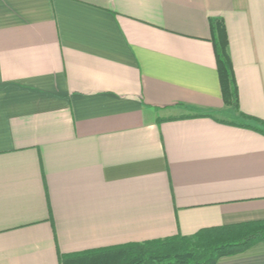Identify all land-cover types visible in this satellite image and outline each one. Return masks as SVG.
<instances>
[{
    "label": "crops",
    "instance_id": "0c3cea01",
    "mask_svg": "<svg viewBox=\"0 0 264 264\" xmlns=\"http://www.w3.org/2000/svg\"><path fill=\"white\" fill-rule=\"evenodd\" d=\"M264 0H0V264L264 221ZM217 264H264V242Z\"/></svg>",
    "mask_w": 264,
    "mask_h": 264
},
{
    "label": "trees",
    "instance_id": "16d2710c",
    "mask_svg": "<svg viewBox=\"0 0 264 264\" xmlns=\"http://www.w3.org/2000/svg\"><path fill=\"white\" fill-rule=\"evenodd\" d=\"M211 32L225 105L232 107L242 118L258 123L263 129L245 124H240V127L252 128L264 134L263 121L240 112L238 90L228 54V38L223 21H212ZM260 242H264V221L209 228L193 238L176 236L78 255L60 256V264H217L221 258L244 253Z\"/></svg>",
    "mask_w": 264,
    "mask_h": 264
}]
</instances>
